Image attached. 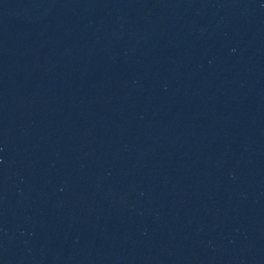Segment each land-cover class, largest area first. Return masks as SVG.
I'll return each instance as SVG.
<instances>
[{
	"label": "water",
	"instance_id": "95a60500",
	"mask_svg": "<svg viewBox=\"0 0 264 264\" xmlns=\"http://www.w3.org/2000/svg\"><path fill=\"white\" fill-rule=\"evenodd\" d=\"M0 264H264V0H0Z\"/></svg>",
	"mask_w": 264,
	"mask_h": 264
}]
</instances>
